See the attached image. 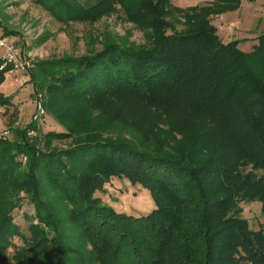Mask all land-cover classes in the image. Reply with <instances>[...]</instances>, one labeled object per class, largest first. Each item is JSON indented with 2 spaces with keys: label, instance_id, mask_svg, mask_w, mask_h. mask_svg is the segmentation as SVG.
Returning a JSON list of instances; mask_svg holds the SVG:
<instances>
[{
  "label": "trees",
  "instance_id": "obj_1",
  "mask_svg": "<svg viewBox=\"0 0 264 264\" xmlns=\"http://www.w3.org/2000/svg\"><path fill=\"white\" fill-rule=\"evenodd\" d=\"M30 1L62 21L98 19V4ZM100 4L104 15L116 5L128 11L145 45L108 39L26 69L61 131L43 134L40 146L36 122L11 121L12 140L0 136V264L14 237L24 246L14 247L13 264H264V234L241 217L238 201L259 202L264 214V33L246 51V40L221 42L210 18L240 0ZM165 17L184 30H171ZM10 102L0 94V107ZM65 140L66 148L51 147ZM112 178L148 190L154 209L133 216L104 205L95 194ZM243 188L250 191L241 198ZM21 194L37 221L27 237L11 217Z\"/></svg>",
  "mask_w": 264,
  "mask_h": 264
},
{
  "label": "rangeland",
  "instance_id": "obj_2",
  "mask_svg": "<svg viewBox=\"0 0 264 264\" xmlns=\"http://www.w3.org/2000/svg\"><path fill=\"white\" fill-rule=\"evenodd\" d=\"M170 1L176 7L207 4V0ZM67 2L70 5L83 7L85 10L97 4L100 5L99 10H94V15L98 19L67 22L59 20L34 1L0 0V23L18 33L16 36L3 38L14 42L19 57L29 62L30 67L37 61L85 55L87 52L98 50L100 45L108 39L123 46L145 45V33L129 22L128 11H124L118 5L114 7L113 12L104 15L102 12H105V5L100 4L101 0H67ZM242 3V9L240 5L238 7L239 11L224 13L223 16L226 19L221 20L217 17L220 15L211 16L210 19L221 42L227 43L234 39L246 40L239 45L242 51H246L252 45L253 39L264 33V0H242ZM258 15H261L259 20H257ZM165 21L174 32L184 30L183 24L177 20L165 17ZM0 34H2L1 29ZM0 94L11 100L10 108L7 111L0 107V136L6 141L12 140L9 128L11 121H14V126L17 128H22L30 122H36L40 127L38 136L40 146H42L43 134L48 131H61L45 109L44 116L39 120L35 118L33 101L40 94H37L36 97L33 95L28 71L5 74L4 81L0 84ZM28 135H32V132ZM69 143V140L54 141L51 147L64 149ZM16 160L25 164L24 157L20 156ZM103 189V191L97 192L95 197H98L104 205L111 207L117 213L133 216L146 215L155 207L148 190L138 184L131 185L124 178H112L103 185ZM248 191H250L248 188L241 189L239 197H246ZM20 196L21 204L13 210L11 217L14 226L18 227L22 235L27 237L28 225L36 224L37 221L34 218L33 205L24 194ZM238 201L241 217L247 220L253 231L262 230L264 234V214L261 211L260 203L245 202L243 199ZM12 245L7 248V264H13L14 247H23L24 243L19 237H14Z\"/></svg>",
  "mask_w": 264,
  "mask_h": 264
},
{
  "label": "built area",
  "instance_id": "obj_3",
  "mask_svg": "<svg viewBox=\"0 0 264 264\" xmlns=\"http://www.w3.org/2000/svg\"><path fill=\"white\" fill-rule=\"evenodd\" d=\"M29 62L21 59L15 48V44L12 40H6L0 34V71H4L9 68L5 74L25 72L29 67ZM35 106V118L38 120L44 116V107L42 105L41 96L38 95L33 101ZM7 134V132H4Z\"/></svg>",
  "mask_w": 264,
  "mask_h": 264
},
{
  "label": "crops",
  "instance_id": "obj_4",
  "mask_svg": "<svg viewBox=\"0 0 264 264\" xmlns=\"http://www.w3.org/2000/svg\"><path fill=\"white\" fill-rule=\"evenodd\" d=\"M212 0H207V3H209V2H211ZM242 5H243V3H242V0H241V2H240V8L242 7ZM192 6H195V5H192ZM188 7H191V6H188ZM180 8H187V7H180ZM242 9V8H241ZM240 9V10H241ZM237 11H239V9H237L236 11H234V12H237ZM224 14H221L220 16H217V17H219L221 20H224V19H226V18H224V16H223ZM261 18V15H258V17H257V20H259ZM218 35V34H217ZM218 37H219V35H218Z\"/></svg>",
  "mask_w": 264,
  "mask_h": 264
}]
</instances>
